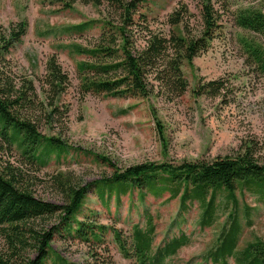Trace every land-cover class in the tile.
<instances>
[{
    "label": "rangeland",
    "instance_id": "1",
    "mask_svg": "<svg viewBox=\"0 0 264 264\" xmlns=\"http://www.w3.org/2000/svg\"><path fill=\"white\" fill-rule=\"evenodd\" d=\"M214 1L221 15V28L210 48L193 64L183 66L190 84L184 95H167L150 76L149 87L154 85V92L145 98L96 94L81 98L77 64L89 57L74 51L71 44L92 47L96 43L102 21L116 19L108 4L95 6L77 1L68 6L52 0H0V33L27 22L26 34L10 49L6 62L0 63L5 74L18 86L26 80L33 81L40 92L47 60L55 54L70 78L68 90L58 101L60 111L65 113L63 117L48 118L43 112H35L38 130L46 136L59 137L69 149L60 157L52 152L44 164L32 162L17 143L3 155V161L20 167L23 185L38 198L62 204L64 196L55 184L59 173L71 174L75 182L86 184L111 176L117 167L124 169L146 161L178 164L185 160H212L236 155L249 143L264 162V76L252 73L246 66L237 39L244 31L235 22V13L241 9L264 10V0ZM180 4L188 5L193 14L190 30L200 29L199 0H147L141 10L148 14L149 28L139 25L129 31L134 51L145 46L148 29L169 33V15ZM89 20L96 21L95 27L84 33L65 30ZM200 78L225 79L231 91L228 95H195L193 90ZM43 97L39 95V99ZM4 124L0 118V128ZM52 148L58 151L50 146L47 152ZM149 215L156 224L155 247L181 234L190 237L189 244L167 257L164 264H223L214 261L210 252L230 228L231 217L238 219L241 232L233 256L226 258L227 264H247L249 244L264 241V201L248 190H237L236 199L220 195L214 223L202 227L198 203L181 212L179 198H155L150 194L142 197L138 189H131L119 200L116 195L102 200L92 189L76 219L94 227L105 225L102 241L74 238L61 228L44 264H139L135 257L124 256L114 230H119L130 246L133 225L145 227ZM57 221L53 217L39 222L48 228ZM72 227H76V222H72ZM4 248L0 236V249Z\"/></svg>",
    "mask_w": 264,
    "mask_h": 264
},
{
    "label": "trees",
    "instance_id": "2",
    "mask_svg": "<svg viewBox=\"0 0 264 264\" xmlns=\"http://www.w3.org/2000/svg\"><path fill=\"white\" fill-rule=\"evenodd\" d=\"M52 1L65 2L68 6L77 1L95 6L107 3L116 16L114 21L117 23L109 18L102 21L101 35L92 47L71 44L74 51L89 57L77 64L81 98L87 94L145 98L154 92L155 86L149 87L150 76L167 95L182 96L190 85L183 66L193 64L197 56L208 50L221 28V15L214 0H199L201 23L196 32L190 30L189 20L193 14L188 5L180 4L169 15V33L160 34L148 29L145 46L134 51L129 31L139 25L149 28L148 14L141 10L147 0ZM235 22L244 31L237 39L246 66L252 73L264 76V10L241 9L235 13ZM95 23V20H89L65 30L81 34L95 27ZM26 31L27 22L22 21L0 33L1 64L6 62V55ZM69 86V75L55 54L47 60L40 92L31 80L18 86L0 68V118L5 122L0 128V236L5 244V248L0 249V264H44L51 242L61 228L67 229L74 238L102 241L105 225L94 227L76 219L92 189L102 200L113 195L119 200L131 189H138L142 197L150 194L155 198H179L181 212L198 203L202 210V227L214 223L220 195L236 199L237 190H248L264 201V162L258 159L256 149L250 143L236 155L218 156L212 160H185L178 164L146 161L124 169L117 167L111 176L86 184L75 182L71 174L59 173L55 184L63 194L64 202L54 203L36 197L23 185L20 167L3 161V155L17 143L32 162L44 164L52 152H57L60 157L65 149H69L59 137L42 134L35 121V112H43L48 118L64 116L58 101ZM229 91L225 79L204 81L200 78L193 93L219 96L228 95ZM39 95L44 97L39 99ZM50 146L58 151L52 148L47 152ZM53 217L58 221L48 228L39 222ZM231 218L230 228L219 237L216 250L210 252L214 261L223 264H227L228 256H233L241 232L238 219ZM72 222H76V227H72ZM114 234L124 256L135 257L139 264H164L167 257L190 242L188 235L181 234L155 247L156 224L150 215L145 227L133 225L130 246L119 230L115 229ZM246 255L247 264H264V241L249 244Z\"/></svg>",
    "mask_w": 264,
    "mask_h": 264
}]
</instances>
